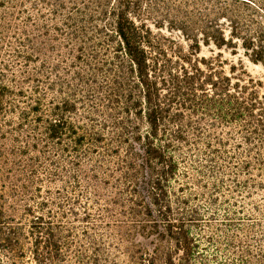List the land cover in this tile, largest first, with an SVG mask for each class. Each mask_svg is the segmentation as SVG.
Masks as SVG:
<instances>
[{
  "label": "trees",
  "instance_id": "trees-1",
  "mask_svg": "<svg viewBox=\"0 0 264 264\" xmlns=\"http://www.w3.org/2000/svg\"><path fill=\"white\" fill-rule=\"evenodd\" d=\"M203 45L264 64V0H0V264H264V82Z\"/></svg>",
  "mask_w": 264,
  "mask_h": 264
},
{
  "label": "rangeland",
  "instance_id": "rangeland-1",
  "mask_svg": "<svg viewBox=\"0 0 264 264\" xmlns=\"http://www.w3.org/2000/svg\"><path fill=\"white\" fill-rule=\"evenodd\" d=\"M149 24L152 26L155 32L161 31L164 35L173 38L179 46H181L186 52L189 49V44L191 42L187 41L181 32L171 30L167 26L163 29H157L154 24L149 21ZM237 53H234L231 49L223 48L219 49L215 45L205 46L203 45L201 48V53L199 57H207L216 56L220 54L221 59L224 61V69L227 74H231L230 67L232 65L236 66L237 74L234 77H238L243 74V72L251 75L255 79H259L264 82V64L262 63H254L249 59L247 55H245L244 49L239 47L236 50ZM7 141L8 144L13 145L14 142L12 139L4 140V138L0 137V142ZM60 183L52 184L51 186L54 188L56 186H60Z\"/></svg>",
  "mask_w": 264,
  "mask_h": 264
}]
</instances>
